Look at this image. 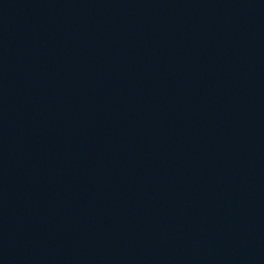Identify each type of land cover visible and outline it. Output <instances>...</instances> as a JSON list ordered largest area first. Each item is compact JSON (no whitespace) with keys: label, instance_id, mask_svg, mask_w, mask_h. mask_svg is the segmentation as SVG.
I'll return each mask as SVG.
<instances>
[{"label":"water","instance_id":"obj_1","mask_svg":"<svg viewBox=\"0 0 264 264\" xmlns=\"http://www.w3.org/2000/svg\"><path fill=\"white\" fill-rule=\"evenodd\" d=\"M138 94L264 222V0H67Z\"/></svg>","mask_w":264,"mask_h":264}]
</instances>
